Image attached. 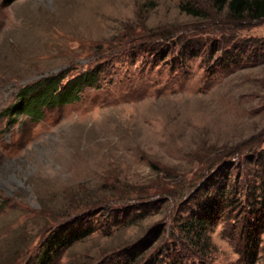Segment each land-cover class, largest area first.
Returning a JSON list of instances; mask_svg holds the SVG:
<instances>
[{"label": "rangeland", "instance_id": "374dc122", "mask_svg": "<svg viewBox=\"0 0 264 264\" xmlns=\"http://www.w3.org/2000/svg\"><path fill=\"white\" fill-rule=\"evenodd\" d=\"M93 68L77 101L15 111L25 86ZM263 183L264 20L207 0H0V264H35L78 218L94 231L49 264H264L243 224ZM225 184L204 250L180 241Z\"/></svg>", "mask_w": 264, "mask_h": 264}, {"label": "trees", "instance_id": "16d2710c", "mask_svg": "<svg viewBox=\"0 0 264 264\" xmlns=\"http://www.w3.org/2000/svg\"><path fill=\"white\" fill-rule=\"evenodd\" d=\"M218 10L226 8L227 19L231 21H255L264 20V0H207ZM182 10L192 16H199L200 10L189 5L182 6ZM98 69L86 70L71 77L63 83V74L46 78L30 86H25L18 92L19 101L15 111L26 112L33 118H38L43 107L63 105L77 101L79 93L85 88L94 86L98 82ZM228 181V178H227ZM262 190L253 194L251 202V216L245 224V246L250 249L254 259L259 241V235L264 233V183ZM215 188V187H214ZM227 185L217 186L205 196V202L200 207V212L192 211L177 223L180 241L192 243L193 246L204 250L202 240H206V231L213 227L230 207L231 199ZM79 219V218H78ZM78 219H72L58 226L57 231L46 238L42 251L35 264H49L53 253L69 246L74 241L89 235L94 231L91 225L83 224ZM204 238V239H203Z\"/></svg>", "mask_w": 264, "mask_h": 264}]
</instances>
